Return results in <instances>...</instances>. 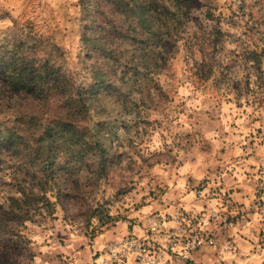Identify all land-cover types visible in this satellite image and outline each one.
<instances>
[{"label":"rangeland","instance_id":"rangeland-1","mask_svg":"<svg viewBox=\"0 0 264 264\" xmlns=\"http://www.w3.org/2000/svg\"><path fill=\"white\" fill-rule=\"evenodd\" d=\"M146 1L162 18L177 1L184 20L165 21L161 44L134 0L107 13L121 41L114 87L87 125L117 133L109 163L64 173L59 157L52 174L33 157L0 154V217L15 199L21 207L0 219L2 244L19 248L6 264H110L128 239L159 264H264V0ZM86 16L81 0H0V50L36 46L85 86ZM8 96L0 120L18 126ZM195 237L202 244L185 259ZM205 248L212 256L197 259Z\"/></svg>","mask_w":264,"mask_h":264},{"label":"trees","instance_id":"trees-1","mask_svg":"<svg viewBox=\"0 0 264 264\" xmlns=\"http://www.w3.org/2000/svg\"><path fill=\"white\" fill-rule=\"evenodd\" d=\"M174 3L176 11L162 18L149 9L146 0H134L138 18L152 24L151 36L161 44L170 41L162 32L166 27L164 23L184 20L180 3ZM81 5L87 15L86 34L82 39L90 61L89 83L85 86L75 84L48 59L38 56L36 46L25 47L22 42L13 50H0V94L10 93L9 100L15 101L17 106L5 114H16L18 118L12 117L21 121L14 126L0 120V154L6 151L23 159L33 157L40 161L45 173L47 165L50 173H55L51 160L59 157L62 160L59 170L64 173L84 167L104 168L112 159L108 158L111 149L107 145L108 137H118L104 125L99 130H90L87 125L90 106L109 95L114 87L109 80L114 73L115 55L121 41L120 35L114 32V23L106 15L116 12L115 0H81ZM118 103L124 109L126 98L119 94ZM122 125L119 131L127 129L125 122ZM34 195L37 202L46 200L44 195ZM13 202L12 212H3L0 219H8L16 209L21 211L20 200ZM1 229L0 264H6V256L14 257V251L19 248L10 242L2 244L1 238L8 232Z\"/></svg>","mask_w":264,"mask_h":264},{"label":"built area","instance_id":"built-area-1","mask_svg":"<svg viewBox=\"0 0 264 264\" xmlns=\"http://www.w3.org/2000/svg\"><path fill=\"white\" fill-rule=\"evenodd\" d=\"M152 232H158V226H153L150 229ZM202 244L199 237H195L194 241L188 243L187 250L183 256L185 259L189 257L190 251ZM150 251L147 246L136 240L128 239L123 244L118 245L116 250L110 252V264H125L130 258L134 257L133 264H159V256L154 254L150 256Z\"/></svg>","mask_w":264,"mask_h":264},{"label":"crops","instance_id":"crops-1","mask_svg":"<svg viewBox=\"0 0 264 264\" xmlns=\"http://www.w3.org/2000/svg\"><path fill=\"white\" fill-rule=\"evenodd\" d=\"M211 256H212V249H207V248L203 249L198 254H196V258L199 260L209 259Z\"/></svg>","mask_w":264,"mask_h":264}]
</instances>
